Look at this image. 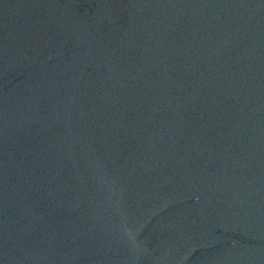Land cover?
<instances>
[{"label": "water", "instance_id": "95a60500", "mask_svg": "<svg viewBox=\"0 0 264 264\" xmlns=\"http://www.w3.org/2000/svg\"><path fill=\"white\" fill-rule=\"evenodd\" d=\"M0 264H264V0H0Z\"/></svg>", "mask_w": 264, "mask_h": 264}]
</instances>
